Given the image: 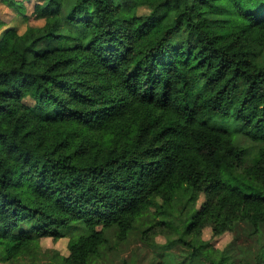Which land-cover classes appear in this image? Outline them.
<instances>
[{
	"label": "trees",
	"instance_id": "16d2710c",
	"mask_svg": "<svg viewBox=\"0 0 264 264\" xmlns=\"http://www.w3.org/2000/svg\"><path fill=\"white\" fill-rule=\"evenodd\" d=\"M34 12L42 28L0 21V263L117 264L113 236L128 239L161 197L152 222L191 258L227 264L199 235L264 225V0H38ZM45 237L68 238L69 256L43 251Z\"/></svg>",
	"mask_w": 264,
	"mask_h": 264
},
{
	"label": "rangeland",
	"instance_id": "374dc122",
	"mask_svg": "<svg viewBox=\"0 0 264 264\" xmlns=\"http://www.w3.org/2000/svg\"><path fill=\"white\" fill-rule=\"evenodd\" d=\"M21 1L25 8L24 14L9 7L4 0H0V21L4 23V29L15 28L23 33L27 28H42L45 20L38 17L34 10L38 0ZM149 14V9L141 8L139 15ZM31 102V101H29ZM206 201L205 194H200L194 204V208L200 209ZM165 204L164 199L157 197L150 211L136 225L135 230L124 242H118L113 236V242L109 255L114 256L115 263L126 264H173L184 259L192 260L190 264H211L203 256L190 257L191 250L178 242V236L168 228L159 227L152 222L154 218H160L157 213ZM154 226L149 233L144 231ZM202 242L209 244V249L216 257L226 255L227 264H264V225L255 229L248 223L241 222L231 231L216 234L211 225L206 226L199 235ZM69 239L62 238L55 241L52 237L41 240L42 250L45 252H57L62 256H69ZM114 250V251H113ZM0 264H20L17 261Z\"/></svg>",
	"mask_w": 264,
	"mask_h": 264
}]
</instances>
